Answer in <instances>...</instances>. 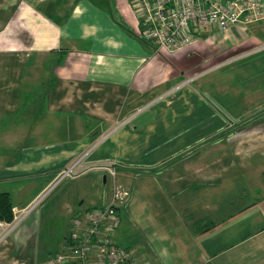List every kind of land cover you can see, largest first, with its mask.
<instances>
[{"label": "crops", "instance_id": "0c3cea01", "mask_svg": "<svg viewBox=\"0 0 264 264\" xmlns=\"http://www.w3.org/2000/svg\"><path fill=\"white\" fill-rule=\"evenodd\" d=\"M243 29L220 34L217 43L231 46L228 37ZM207 31L183 50L156 52L130 0H0V193L25 208L58 170L79 161L77 180L0 245V264H48L65 248L73 221L109 203L89 193L96 178L85 177L111 169L112 182L132 192V168L140 166L163 177L153 180L164 186L162 209L140 208L142 198L132 193L115 208L117 244L138 249L147 264H264V129L246 122L230 131L227 140L239 142L228 147L215 140L224 128L209 131L219 122L218 95L227 101L234 92L224 85L230 78L217 85L216 72L238 59L216 62L232 49L211 54ZM263 79L256 71V100ZM2 150L14 155L1 161ZM239 176L241 183L233 181ZM73 183L77 193L66 194ZM234 184H242L236 194ZM151 212L165 220V231L141 221ZM141 226L147 236L133 241L128 232Z\"/></svg>", "mask_w": 264, "mask_h": 264}, {"label": "built area", "instance_id": "2783aa9c", "mask_svg": "<svg viewBox=\"0 0 264 264\" xmlns=\"http://www.w3.org/2000/svg\"><path fill=\"white\" fill-rule=\"evenodd\" d=\"M141 36L155 51L175 53L193 45L209 30L225 34L236 27L264 20V0H130ZM79 161L65 167L55 180L28 206L12 209L9 222L0 221V245L49 198L64 180L76 176ZM113 178L115 171L107 169ZM129 193L113 184L112 201L106 208H93L72 223L66 246L48 264H147L133 248L117 245L114 233L119 224L115 208Z\"/></svg>", "mask_w": 264, "mask_h": 264}, {"label": "rangeland", "instance_id": "374dc122", "mask_svg": "<svg viewBox=\"0 0 264 264\" xmlns=\"http://www.w3.org/2000/svg\"><path fill=\"white\" fill-rule=\"evenodd\" d=\"M242 29H243V33L241 31L240 32L238 31V33H234L232 37H228L229 44H232L231 46H229L224 41L220 42V44L217 43L218 36H220L218 41H221V38L223 37L220 34H218L216 30L211 32L208 29L207 33L203 37V40L207 43L206 48L210 51L211 54H212L213 48H217L219 52L221 51V49L225 50L227 46H229V48L232 49L228 57L226 56L221 57L220 55H217L215 57L217 58L216 62L221 63L223 61H226L229 58L238 59L237 61L229 64V66H225L216 72L217 79H218L217 85H220L223 81L230 78L231 80L224 82V85L228 88V90L229 88L234 90L233 93H230V96L228 97L227 101H225V97L222 99L221 95H218L216 108L219 114V122L214 127L209 129V131H214L216 129V126L218 127L219 130L224 128V131H225L227 129L226 132L223 131L222 133H219L218 137L215 138V140H217L219 144H222V146H226V147H228L227 145H230V144L231 145L238 144L239 141L237 140H233L231 142L228 141L227 140L228 135L232 133L230 132L232 130H235L233 132H236L237 130L245 128L244 126L246 122H249L248 124L253 125L254 129H258V128L264 129L263 127L264 126V90L261 91L262 95H260V97L258 98L260 100H256L257 97H255L254 95H250L252 91L254 90L252 87V84H253L252 79L254 77L256 78V71L260 72V76L263 75L264 77V22L260 21L258 23H253V25L249 24V25L242 27ZM234 41L236 42L234 43ZM211 43L212 45H210ZM222 59H225V60L221 61ZM258 68L260 71L257 70ZM241 70H245V73L247 72L249 73V75L247 74V77H242L240 73ZM214 76L215 75H212V77ZM209 79H210V76L208 75L202 78L203 81H208ZM247 81H250V83L247 84L246 86L245 83ZM258 83L261 86H263V89H264V79ZM226 87H223V88L227 89ZM242 88L245 89L246 93L249 92L248 94L249 96L245 95V96L236 97V94L234 93H236L237 91L241 92ZM250 125L248 127H252ZM240 135L241 133H236L235 135H233L232 138L239 137ZM182 141H183V138H180L178 139L177 143H180ZM210 144H214V142H211ZM201 151H199L198 153H200ZM8 152H9L10 158L7 159V152L3 153V150H2L1 153H2L3 158L1 159V161H6V160L8 161L9 159L12 158L14 153L12 151H8ZM140 167L142 168H137V167L132 168L135 175H132V179L130 180L129 183L133 191L132 192L129 191L130 194L126 200L128 202L131 200L132 193L135 196L140 195L139 198H142V201H143L142 202L143 206H141L140 208L146 207L149 205L148 211L161 210L162 202L160 200L161 199L160 196L161 194L164 193V186L160 184H156L155 182H153V180L155 179L159 180V183H161L160 180L163 179V177L156 175V173L154 172L150 173L149 171H152V170H150L149 168L145 166H140ZM58 171L59 172H57V175L61 171H63V169L58 170ZM78 174L79 173L76 170L75 177L79 176ZM89 176H92V178L94 177L96 178V182L94 181V185H92L91 188L89 189V193H91V195L94 194L96 197L99 198V200L103 198L107 200L110 198L109 203L106 206H102L103 208L108 207L111 203L112 194H113V184L114 183L112 182V177L110 176V174H106V173L99 172V171L90 172L85 177V179L88 178ZM104 176L106 177L105 182L103 180ZM75 177L66 179L60 185H58L57 189H55L54 192L49 196V198L45 200V202L40 206L41 209L51 200V198L62 187H64L70 182H74L76 179ZM145 179H149V180L145 181ZM84 180H83L84 187L87 188L86 181ZM116 180L118 181V175L116 176ZM149 181L151 184H148ZM233 181L241 183L242 177L241 176H239V178L234 177ZM23 185H25L26 188H30V185L26 183H20L17 188L20 189V187H23ZM241 185L242 184L233 185L234 194L238 192L239 190L238 188ZM76 187H77V184L73 183V185L66 190V194L70 195V192H69L70 189H73L72 190L73 194L77 193V191L75 190ZM17 190H14L13 188H11L13 201L18 200L20 198L16 196ZM29 190L30 189H27L25 192H23V195L27 194ZM124 190L126 189L124 188ZM126 191L128 192V190ZM147 194H150V195L155 194L156 195L155 201L145 199L144 195H147ZM125 202L123 203V206L122 205L120 206V208H124V206L127 204V203L125 204ZM152 205L154 206L153 208H151ZM125 209H123V211L120 213V216L123 214H127V211ZM86 213H88V211ZM150 215H153V216H150ZM123 217L121 218L122 221L123 219L125 220L129 219V216L127 215ZM140 218L142 222H145L144 225H148L149 223H151V224H154V228H156L157 230L165 231V220H162V217H158L157 214H154L151 212L148 215L140 216ZM135 231L137 230L135 229ZM142 231L143 232H140V233H133L129 231L128 234L131 236L130 238H132L133 241L135 240L142 241V239L147 236L146 231L143 228H142ZM162 235L163 234H160V237ZM140 236H142L143 238H141ZM149 242L154 243V240L152 239V237H151V240H149ZM133 249H135L138 252V254H140L141 256L143 255V253L139 251L138 249L136 248H133Z\"/></svg>", "mask_w": 264, "mask_h": 264}, {"label": "trees", "instance_id": "16d2710c", "mask_svg": "<svg viewBox=\"0 0 264 264\" xmlns=\"http://www.w3.org/2000/svg\"><path fill=\"white\" fill-rule=\"evenodd\" d=\"M12 203L8 193L0 194V221L9 222L12 219ZM117 243V242H116ZM119 245V244H117ZM121 246V245H119ZM123 247V246H121ZM128 248V247H125Z\"/></svg>", "mask_w": 264, "mask_h": 264}, {"label": "bare ground", "instance_id": "6f19581e", "mask_svg": "<svg viewBox=\"0 0 264 264\" xmlns=\"http://www.w3.org/2000/svg\"><path fill=\"white\" fill-rule=\"evenodd\" d=\"M149 43V42H148ZM152 44V43H151ZM155 51V50H154ZM264 127V126H263Z\"/></svg>", "mask_w": 264, "mask_h": 264}]
</instances>
